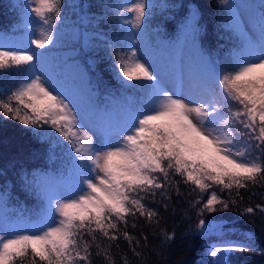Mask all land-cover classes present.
<instances>
[{"label": "snow or ice", "instance_id": "6c2138e0", "mask_svg": "<svg viewBox=\"0 0 264 264\" xmlns=\"http://www.w3.org/2000/svg\"><path fill=\"white\" fill-rule=\"evenodd\" d=\"M30 2L41 27L38 35L25 40L36 49H45L53 41L56 25L51 21L53 17L59 21L61 0ZM223 3L231 14L233 30L242 37L230 66L221 74L210 61L205 62L197 76L187 84L181 79V91L173 92L136 51L117 53L116 68L124 80L151 82L136 85L148 89L146 102L120 119L96 112L90 124H84L52 78L37 74L34 61L42 54L27 48H0V72L26 66L18 86L0 93V114L38 130L36 134L53 146L65 148L70 165L68 179L59 184L47 177L39 181L25 177L26 186L34 187L47 201L38 219L10 221L0 212V264H91L93 246L97 255L103 251L113 264L108 256L112 245L102 248L97 234L116 241L123 224L122 235L131 243L128 217L138 214L152 222L157 212L145 200H154L157 190L167 199L173 177L182 178L201 194L220 186L229 191L235 188L239 195V189L264 180V5L258 15L240 16L237 21L234 17L239 14L233 11L237 5L228 0ZM149 7L145 0H134L117 6L116 11L124 24L140 28ZM124 13L133 15L129 19ZM187 27L195 41V13ZM6 199L0 196V206H6ZM217 205L228 207L212 191L206 201L197 196L192 207L203 216L217 211ZM244 211L251 213L253 208ZM197 227L203 236L214 230L204 219ZM173 238L174 234H166L167 240ZM229 251L255 249L210 246L211 264H227L223 253Z\"/></svg>", "mask_w": 264, "mask_h": 264}, {"label": "trees", "instance_id": "16d2710c", "mask_svg": "<svg viewBox=\"0 0 264 264\" xmlns=\"http://www.w3.org/2000/svg\"><path fill=\"white\" fill-rule=\"evenodd\" d=\"M157 1L162 2V7L157 21L150 24L149 47L172 63L180 50L182 26L193 12L198 31L195 41L191 39L185 50L193 61L192 69L199 74L202 65L210 61L222 74L230 66L233 54L240 51L242 39L226 25L228 12L223 0ZM24 2L0 0L2 37L18 39ZM122 3V0H61L59 21L54 17L51 21L56 25L57 45L47 52L55 63V76L81 89L84 95L82 108L93 106L95 110H106L113 104L127 112L132 108L125 101H134L139 107L146 102L148 89L136 86L146 83L124 80L116 68L117 53L128 52V32L116 11L117 6L122 8ZM248 3L255 16L264 0H248ZM16 69L0 72V93L7 94L17 86L20 74ZM129 91L132 93L126 95ZM37 131L0 114V196L6 195L3 213L10 221L21 218L34 221L47 209L40 201L39 192L26 186L25 177L29 180L35 177L37 181L42 177L62 181L65 177L66 162L63 159H68V151L65 148L56 151L46 137L36 134ZM193 188L176 176L166 190L167 199L159 195L161 190H157L154 200L146 199V205L157 212V217L152 222L138 214L128 217L131 243L122 235L123 224L116 241H107L97 234L102 248L109 243L112 245L108 256L113 264H211L210 246L224 243L255 249L225 253L227 264H264V211H261L264 208V180L239 189V195L235 188L229 191L213 186L203 194ZM212 191L227 202L228 207L217 205V211L201 216L199 208H193L192 204L197 196L202 202L206 201ZM248 207L253 208V212H245ZM200 219L214 226L207 236L201 235L197 227ZM166 234H174V238L167 240ZM91 252V264H109L103 251L97 255L93 246Z\"/></svg>", "mask_w": 264, "mask_h": 264}, {"label": "rangeland", "instance_id": "374dc122", "mask_svg": "<svg viewBox=\"0 0 264 264\" xmlns=\"http://www.w3.org/2000/svg\"><path fill=\"white\" fill-rule=\"evenodd\" d=\"M122 7L126 5H130L131 3L134 2V0H122ZM145 2L150 5L148 12L149 14L145 17V20L140 28H133L131 24H124L122 22V25L125 27V30L128 32V38L126 41L129 43V37H131V47L128 46V52L130 51H136L138 56L146 59L154 68V70L157 72L158 75H160L164 82L165 86L173 91V92H179L181 91V79H183L184 83L187 84V82L194 78L195 76L198 75V72L196 69H192L194 67V64H192V59L190 58L191 56L188 54V51L186 53L185 50H187V47H189V42L191 41L192 38L189 28L187 27L191 16L193 12L190 14V18L188 21H186L185 25L182 26V39L180 42V47H179V53H176L177 56H174L172 59V63L169 60H166L163 58L161 55H159L158 51L152 50L149 47V42L148 38H150V32H151V22L157 21V16L158 14L160 15V9L162 7L160 1L158 2L157 0H145ZM229 3L237 5V8L234 9L233 11L235 13H238L239 15H236L234 18L238 21L240 16H243L244 19H248L250 16H252V7L248 3V0H228ZM25 11L22 14L23 15V22L21 23V26L19 27V34H18V40L17 38L15 40L13 39H8L4 38L0 35V48H18V49H23L27 48L29 51H34L36 53L42 54V56L38 57L36 61H34V67L36 68L37 74H40L41 72L47 74L52 78V81L54 82L55 85L58 86L59 90L63 91L65 95L68 97V99L71 101V104L74 105V111H78L80 113V117L82 118V121L84 124L89 125L90 124V117L93 116L94 113L96 112H106L109 113L112 118L114 119H120L123 117L125 114V111H121V109L117 108L115 105L112 104V106H108V108L105 110L104 108L95 110L93 106L91 107H86L82 108L81 103L84 101V95L82 94L81 89H78L75 85H72V82H66L62 81V79H59L58 76H55L56 74V66L54 65V61H51L48 55L47 50L53 49V47L57 45V42L55 40L56 34L54 33L53 30V41L51 44L47 45L45 49H36L34 45L30 44V41L25 40V37L28 35L31 36H36L38 35L40 31L41 24L38 20V18L31 12V7L33 6L30 2V0H25ZM225 8L228 12V28L232 27V19H231V14L229 12V9L226 4ZM124 15L131 19L132 15L131 13H124ZM249 27H254L252 24L249 25ZM150 31H148V29ZM236 35L240 38L241 35L240 33L234 31ZM16 36V35H15ZM188 45V46H187ZM47 52V53H46ZM26 66H21L19 69V80L22 78L23 75V69ZM16 69V70H17ZM17 80V81H19ZM136 83L142 82L143 84H149L147 83L148 81H134ZM151 83V82H150ZM17 85V84H16ZM18 86V85H17ZM133 91V89H132ZM132 91L125 92L127 93L126 95H129L130 92ZM148 92V91H147ZM127 103L126 105H130L128 107L132 109H138L140 108L137 103L134 101L127 100L125 101ZM71 106V105H70ZM127 107V106H126ZM94 123V120H92ZM86 130H89L90 132L93 131L94 129L92 127H88ZM58 135V134H57ZM48 139V138H47ZM62 143H63V138H60ZM49 140V139H48ZM65 145H67V142L64 141ZM71 146H67V148L70 149ZM55 150L60 152L64 150L62 147H55ZM60 150V151H59ZM68 154V152H67ZM72 156L75 155V153H71ZM64 163L66 162L64 169H65V177L64 180L68 179V169L70 167L69 165V160L65 158L63 159ZM62 161V165H63ZM55 184H59L61 181L53 180ZM55 186V185H54ZM40 198L43 202V205L47 207V201H45L42 196L40 195ZM5 211L4 206H0V212L3 213ZM41 215V214H40ZM39 215V216H40ZM39 218V217H38ZM37 217L35 218L38 219ZM15 221V220H14ZM230 244L224 243L223 245L220 246H227ZM230 252V251H229ZM228 253V252H226ZM223 256L225 257V253H223ZM214 258L211 257V261Z\"/></svg>", "mask_w": 264, "mask_h": 264}, {"label": "bare ground", "instance_id": "6f19581e", "mask_svg": "<svg viewBox=\"0 0 264 264\" xmlns=\"http://www.w3.org/2000/svg\"><path fill=\"white\" fill-rule=\"evenodd\" d=\"M189 44V43H188ZM188 46V45H187Z\"/></svg>", "mask_w": 264, "mask_h": 264}]
</instances>
